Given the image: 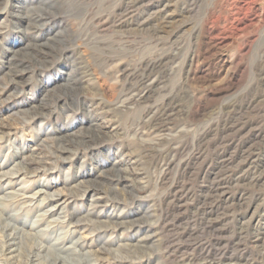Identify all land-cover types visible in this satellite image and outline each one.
I'll return each mask as SVG.
<instances>
[{
    "label": "rangeland",
    "instance_id": "rangeland-1",
    "mask_svg": "<svg viewBox=\"0 0 264 264\" xmlns=\"http://www.w3.org/2000/svg\"><path fill=\"white\" fill-rule=\"evenodd\" d=\"M75 240L64 264H264V0H0V264Z\"/></svg>",
    "mask_w": 264,
    "mask_h": 264
},
{
    "label": "bare ground",
    "instance_id": "bare-ground-1",
    "mask_svg": "<svg viewBox=\"0 0 264 264\" xmlns=\"http://www.w3.org/2000/svg\"><path fill=\"white\" fill-rule=\"evenodd\" d=\"M132 2V1H131ZM133 2H135V1H133ZM137 2V1H136ZM130 3V2H129ZM31 19V18H30ZM42 20V19H41ZM39 21V20H38ZM32 24H33V22H32ZM34 24H36V23H34ZM33 24V25H34ZM40 25V24H39ZM38 25V26H39ZM35 26V25H34ZM228 62V61H227ZM224 63V62H223ZM226 64V63H225ZM225 64H224V66H225ZM223 65V64H222ZM222 65H221V67H222ZM210 68V67H209ZM208 68V71H210L211 69H209ZM208 71H207V73H208ZM211 72V71H210ZM214 73V74H213ZM212 73V75H211V78H213L214 79V77H215V75H216V73L217 72H213ZM220 73H222V71L221 72H219V75L217 76V77H215V78H219V77H221L222 76V74L220 75ZM141 77L140 78H138V81H137V85L134 87V88H132V91H131V94L129 93V95H127L126 96V98H125V101H123V102H129V101H132V100H138L139 101V98H141V97H144L145 96V94H147L148 92H149V88L151 87V85H152V82H149V80H150V77H151V73H148V74H145V75H140ZM140 96V97H139ZM137 97H139V98H137ZM157 114V113H156ZM46 115V114H45ZM162 115H163V113H162ZM14 117V116H13ZM254 124V122H252V121H248V122H246V124L244 125V126H242V127H240V128H238V130L239 131H245V130H247L249 127H251L252 125ZM246 132V131H245ZM168 143H169V146L168 147H166L167 149H166V151L168 152V153H175L174 154V156L176 155V154H180V148L177 146V145H175V143H172V141L171 140H168ZM64 146V145H63ZM59 148H61L62 150H66V147H59ZM165 155V154H164ZM191 157V156H190ZM191 159V158H190ZM190 162V161H189ZM196 162V161H195ZM17 164H20L19 166L23 169V171L25 170V165H22V163H17ZM187 164V163H186ZM26 171V170H25ZM28 171V170H27ZM7 172V171H6ZM17 172H19V171H17ZM17 172H12L11 174H14V173H17ZM22 172V171H21ZM1 174H3V176L6 174L7 175V173H4V172H2ZM5 175V176H6ZM10 175V174H9ZM4 176V177H5ZM8 177V176H7ZM252 180V179H251ZM251 182V181H250ZM43 193L44 194V192L45 193H47L48 195H50L51 196V200H53V201H56V203L55 204H53L50 208H51V210H53L52 211V214L53 213H56V211H57V209H59L64 203H65V201L63 202V203H61V202H58L60 199H61V197L59 196L60 195V193H56V194H51V193H49V192H46V191H44L43 189H39L38 191H37V193ZM55 195H57V196H55ZM35 196V195H34ZM93 197V196H92ZM62 211H64V208L62 207L61 208V211H60V213L62 212ZM68 212V211H67ZM70 213V212H69ZM69 215H71V217H72V223H79L80 222V220H79V218H76L75 216H74V214L73 213H70ZM78 217V216H77ZM88 218V217H87ZM73 220H75V221H73ZM11 226V225H10ZM33 226V228H35L34 226H36V225H32ZM24 228H21V227H18V226H14V229H13V231L12 232H10L9 233V235H8V243L9 244H14V245H18V242H17V240L18 239H20V238H23L27 233H25V231L23 230ZM46 229V228H45ZM32 231V230H31ZM45 232V231H44ZM34 233V232H33ZM35 233H37V231L35 232ZM43 233V232H42ZM29 235V234H28ZM19 237V238H18ZM19 242H20V240H19ZM81 241H78V240H75V241H73L71 244L72 245H70V246H68V247H63V246H57L55 243H53V245H49L50 247H48L47 248V255L46 254H43V255H45V257L48 259L49 257H51L52 255L55 257V260H58L60 263H62V264H64V263H66V260L68 259V257L69 256H71V258H72V255H71V250H69L70 248H73L74 247V250H76V251H79V250H81L80 248L78 249L77 248V244L78 243H80ZM81 244V243H80ZM42 246V245H41ZM45 249V248H44ZM11 252L12 253H14L13 254V256L14 255H16V252H17V255L15 256V257H12V258H16L13 262H11V264H16L17 263V261H19L18 260V256H19V254H20V247H18L17 246V248H13V249H11ZM73 253V252H72ZM82 253H84V252H82ZM87 253V252H86ZM37 255V254H36ZM29 257V256H28ZM31 257V256H30ZM44 257V258H45ZM85 257V256H84ZM22 258V257H21ZM35 258V257H34ZM52 258V257H51ZM90 258V257H89ZM89 258H88V256H86V259H88L89 260ZM32 260H31V262L29 263V264H42V261H39V262H36L35 260H33V258H31ZM37 259V258H36ZM83 259H85V258H83ZM29 260V259H28ZM42 260V259H41ZM46 260V259H45ZM36 262V263H35ZM67 262H68V260H67ZM80 262V261H79ZM91 264H92V262H90ZM89 263V264H90ZM44 264V263H43ZM68 264V263H67ZM83 264V263H82Z\"/></svg>",
    "mask_w": 264,
    "mask_h": 264
}]
</instances>
